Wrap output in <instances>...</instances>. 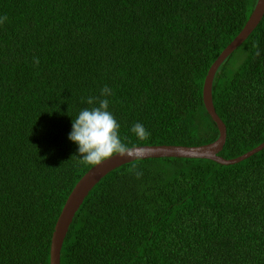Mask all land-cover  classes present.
<instances>
[{
  "label": "trees",
  "instance_id": "16d2710c",
  "mask_svg": "<svg viewBox=\"0 0 264 264\" xmlns=\"http://www.w3.org/2000/svg\"><path fill=\"white\" fill-rule=\"evenodd\" d=\"M256 2L0 0V264H49L60 210L93 166L68 138L94 106L82 98L109 100L128 147L217 139L203 81ZM211 93L226 126L220 156L264 141V14ZM137 122L148 139L131 131ZM60 264H264V148L230 165L157 157L114 168L75 212Z\"/></svg>",
  "mask_w": 264,
  "mask_h": 264
},
{
  "label": "water",
  "instance_id": "95a60500",
  "mask_svg": "<svg viewBox=\"0 0 264 264\" xmlns=\"http://www.w3.org/2000/svg\"><path fill=\"white\" fill-rule=\"evenodd\" d=\"M264 14V0H257L250 16L245 22L240 32L233 38V40L220 52L217 58L210 65L202 86V101L205 109L211 119L215 122L218 129V137L210 143L185 146V145H139L129 147L130 151L143 158H157V157H182V158H202L213 160L222 165H230L240 162L254 153H257L264 148V141L247 152L234 157L226 159L218 153L223 148L226 140V126L220 117L217 115L213 101H212V80L216 69L221 62L236 49L253 31L261 20ZM133 161L130 158L120 157L118 154L112 158L106 159L99 165L90 167L76 182L72 190L68 194L60 213L54 224L51 235L49 248V264H60V252L64 237L72 218L87 196L92 187L109 171Z\"/></svg>",
  "mask_w": 264,
  "mask_h": 264
},
{
  "label": "clouds",
  "instance_id": "9594fccd",
  "mask_svg": "<svg viewBox=\"0 0 264 264\" xmlns=\"http://www.w3.org/2000/svg\"><path fill=\"white\" fill-rule=\"evenodd\" d=\"M7 17H0V24H3ZM257 51L256 55H259ZM35 63L39 64V58H35ZM112 95V90L105 85L101 89V96L107 97ZM89 105H94L91 108L82 109L79 114L73 119L72 131L69 133V139L78 144V157L81 164L99 165L106 159L112 158L114 155H119L123 158L138 160L142 157L130 151L119 133L120 124L115 116L108 110L109 100L100 97L89 96L82 98ZM98 104V106H95ZM131 131L140 140H146L151 133L140 122L135 123ZM126 139V137H125ZM134 173L137 178L143 175L141 170H138V165L133 164L128 170Z\"/></svg>",
  "mask_w": 264,
  "mask_h": 264
}]
</instances>
